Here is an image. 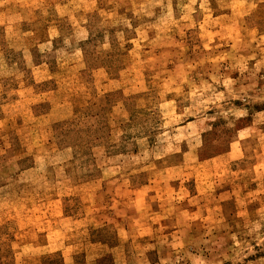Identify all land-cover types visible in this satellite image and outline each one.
<instances>
[{"label":"rangeland","instance_id":"rangeland-1","mask_svg":"<svg viewBox=\"0 0 264 264\" xmlns=\"http://www.w3.org/2000/svg\"><path fill=\"white\" fill-rule=\"evenodd\" d=\"M0 264H264V0H0Z\"/></svg>","mask_w":264,"mask_h":264}]
</instances>
